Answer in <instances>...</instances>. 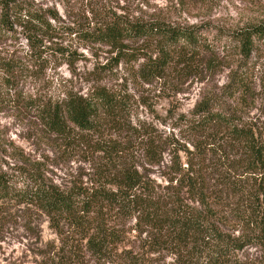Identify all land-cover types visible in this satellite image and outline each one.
<instances>
[{"label":"trees","instance_id":"16d2710c","mask_svg":"<svg viewBox=\"0 0 264 264\" xmlns=\"http://www.w3.org/2000/svg\"><path fill=\"white\" fill-rule=\"evenodd\" d=\"M58 18L54 7L0 0V35L21 34L30 50L26 57L50 47L56 31L51 19ZM90 24L91 40L118 48L116 62L137 58V52L123 51L125 41L154 42L156 52L142 54L146 80L166 68L181 73L201 66L211 73L226 64L235 68L221 93L180 113L171 126L187 133L192 148L172 131L160 134L145 121H133L127 92L103 83L100 70L85 92L64 87L61 96L26 101L42 140L61 156L81 152L88 170L57 182L42 161L15 147L8 153L11 161L0 157V205L35 208L58 237L68 242L71 233L77 235L96 254L123 245L121 264H264V97L257 98L246 70L264 41V20L217 34L218 52L207 25L144 19L108 5L92 13ZM55 50L68 59L75 55L60 45ZM28 66L13 54L0 56V72L11 84ZM166 152L169 171L158 182L149 166H160ZM112 214L135 220L136 244L109 225ZM67 242L32 264H78ZM250 247L257 254L246 252Z\"/></svg>","mask_w":264,"mask_h":264},{"label":"rangeland","instance_id":"374dc122","mask_svg":"<svg viewBox=\"0 0 264 264\" xmlns=\"http://www.w3.org/2000/svg\"><path fill=\"white\" fill-rule=\"evenodd\" d=\"M29 1L36 6L54 7L59 18L51 19L56 31L47 41L50 47L31 57H26L30 50L21 34L12 37L0 35V56L13 54L29 63L28 69L18 73L12 84V78L0 72V157L1 162L11 161L8 153L19 147L32 160L42 161L47 176L57 182L67 179L69 174L86 173L87 162L79 151L70 156L54 152L47 140L40 137L41 126L25 106L26 101L38 95L61 96L64 87L85 92L98 77L93 72L100 70L103 83L127 92L133 121H145L160 134L172 131L180 144L192 148L187 133L171 126L180 113L189 114L206 97L221 93L230 70L235 68L233 64H226L214 73L202 66L184 73L166 68L161 75H153L146 80L142 76V54L149 56L156 52L155 43L144 39L125 41L123 51L137 52L134 53L137 58L130 60L129 55L121 56L116 62L118 48L91 40L86 34L95 10H104V5H108L118 13L144 19H161L181 26L207 25L211 30L207 34L208 40H215L217 34L235 27L264 20V0ZM59 45L75 55L71 59L67 58V53L62 56L55 50ZM212 46L217 52L222 49L217 40ZM229 49L233 47L229 46ZM217 55L221 57L223 52ZM224 63H228V59ZM246 70L255 83L257 98L264 97V41L252 53ZM7 86L11 87L9 91ZM169 158L166 152L160 166H149L151 176L158 182L169 171L166 167L170 164ZM109 218V225L112 224L120 234H126L125 242L129 245L137 243L133 218L121 219L114 214ZM64 242L67 241L58 237L50 227L48 218L35 208L27 209L14 202L0 205V264H32L43 253L52 247L63 246ZM67 243L78 264H121L119 253L125 248L121 245L118 250L96 254L72 233ZM246 252L257 254L255 247L248 248Z\"/></svg>","mask_w":264,"mask_h":264}]
</instances>
